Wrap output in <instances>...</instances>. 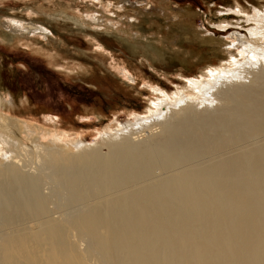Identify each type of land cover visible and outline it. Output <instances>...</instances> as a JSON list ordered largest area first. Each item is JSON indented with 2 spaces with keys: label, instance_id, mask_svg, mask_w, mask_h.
<instances>
[{
  "label": "bare ground",
  "instance_id": "obj_1",
  "mask_svg": "<svg viewBox=\"0 0 264 264\" xmlns=\"http://www.w3.org/2000/svg\"><path fill=\"white\" fill-rule=\"evenodd\" d=\"M99 17L89 20L99 23ZM250 19L264 35V15L256 11ZM0 25L47 31L14 20ZM256 49L259 54L246 55L264 56ZM254 66L221 70L211 81L190 79L192 99L166 104L157 116L160 129L148 138L126 135L135 126L128 123L121 137L104 136L110 147L104 154L83 147L56 163L60 148L39 151L38 157H50L51 188L76 209L69 214L60 206L57 219L50 214L52 193L41 188L45 174L24 170L15 147L0 139L3 157L10 156L0 163V264L93 258L97 264H264V64ZM225 74L248 80L224 83ZM199 94L206 99H195ZM0 113V127L34 133L32 124L16 126L13 115Z\"/></svg>",
  "mask_w": 264,
  "mask_h": 264
},
{
  "label": "rangeland",
  "instance_id": "obj_2",
  "mask_svg": "<svg viewBox=\"0 0 264 264\" xmlns=\"http://www.w3.org/2000/svg\"><path fill=\"white\" fill-rule=\"evenodd\" d=\"M256 11L264 15V0H0V22L47 30L44 35L0 25V108L13 115L16 126L34 128L28 135L2 126L0 139L4 147H15L12 153L24 170L45 174L41 188L52 193L54 218L64 207L66 213L76 209H68L65 194L54 192L50 157H38L39 151L60 148L56 163L83 147L104 154L110 148L104 136L121 137L128 123L135 126L126 135L148 138V131L160 129L157 116L166 104L192 99L190 79L211 81L221 70L260 67L263 55H246L259 54L258 46L264 50L258 24L247 20ZM94 15L101 18L98 25L89 20ZM233 55L237 59L227 64ZM223 77L224 83L248 80ZM207 87L210 92L214 85ZM216 97L208 100L211 106ZM3 155L0 151V163L10 157ZM89 262L97 264L96 258Z\"/></svg>",
  "mask_w": 264,
  "mask_h": 264
}]
</instances>
